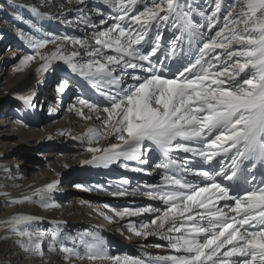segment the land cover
Segmentation results:
<instances>
[{
	"label": "snow or ice",
	"instance_id": "obj_1",
	"mask_svg": "<svg viewBox=\"0 0 264 264\" xmlns=\"http://www.w3.org/2000/svg\"><path fill=\"white\" fill-rule=\"evenodd\" d=\"M103 2L115 13L114 23L95 32L93 44L73 38L74 44L86 49L93 59L82 65L74 63L79 53L66 56L59 47L43 54L40 49L55 43L44 40L35 44V54L23 58L21 66L39 56L42 72L51 61L63 60L111 101L102 109L108 114L102 120L104 132L93 128L88 135L91 142L110 133L122 143L88 147L93 157L83 163L107 167L123 158L143 164L153 149L164 157L157 165L165 170L163 183L148 186L154 190L147 194L166 207L125 208L115 213L120 217L158 213L150 222L141 223L139 229L134 224L128 226L138 237L159 235L175 251L173 255L155 257L152 264H264V176L258 180L254 174L257 165L264 170V0H234L222 19L217 15L221 0H212L211 13L199 11L208 22L206 28L191 20L197 9L188 0H153L151 7L144 0ZM138 4H143L142 10ZM84 23L89 21L85 19ZM104 23L107 21L101 20ZM217 23L221 26L213 32ZM166 26L179 34L164 47L163 59L157 57L154 61L151 57L161 48L160 29ZM193 37H199L195 54L171 77H165L162 73L171 71L169 62L187 55L181 39L191 41ZM145 47L147 52L143 51ZM106 49L116 55H106ZM117 67L121 76L113 75ZM127 69L150 75L129 74L138 83L113 93ZM67 86L64 82L58 91L63 92ZM20 99L31 103L29 97ZM79 103L97 110L86 100ZM180 151L190 156L172 155ZM56 183L37 193L41 201ZM30 200L24 195L9 204ZM219 201L233 203L221 207ZM36 219L17 214L0 221L2 238L17 235L24 251L42 255L41 234L30 227ZM58 239L57 235L51 237L49 251L56 249ZM81 244L83 252L61 247L65 259H86L93 264H145L138 258L109 255L95 236L82 238Z\"/></svg>",
	"mask_w": 264,
	"mask_h": 264
},
{
	"label": "bare ground",
	"instance_id": "obj_2",
	"mask_svg": "<svg viewBox=\"0 0 264 264\" xmlns=\"http://www.w3.org/2000/svg\"><path fill=\"white\" fill-rule=\"evenodd\" d=\"M4 2H7L11 7L13 8V11L11 13H5V8L0 5V12H3L4 14L8 16H13L18 21L17 23H21L20 19L21 16L24 14H33L36 21L45 24L52 23L50 26H53L52 29L57 32H64L67 30V27H70L75 31V35L72 38H69L66 40L58 41L56 43H49L46 45L45 48L40 49V52L43 54H49L52 51H55L57 47H59L61 54L66 56H71L72 52H78L79 55L75 58H73L74 63L83 64L91 59L93 57H89L86 54V49L81 48L79 44L72 45L73 44V38L75 40H81V41H88L89 44H93L94 41L92 40V36L95 32L107 29L114 21L112 20V16L115 15V13L112 11V9L103 2V0H85L83 4L78 3V0H6ZM189 3L192 4L193 8L197 9V11L193 12L191 16V20L194 23H202L205 25V28L207 27V20L201 15H199V11L203 10L206 14L211 13L213 10L214 5L212 4V0H188ZM234 0H221V10L217 14L221 19L223 18L225 11L228 7V5L232 4ZM144 4H147L149 7L152 6L153 0H144ZM138 9L143 8V4L137 5ZM77 9H80V11H77ZM85 12L82 14V12ZM2 13V14H3ZM90 13V15H89ZM93 13H95L93 15ZM103 13V15H101ZM106 13V14H105ZM88 17H85V16ZM87 19L89 23H84V20ZM215 19V18H214ZM101 20H106L107 23L101 24ZM221 25L219 23L216 24V26L212 29L213 32H215ZM65 29V30H64ZM70 29V30H71ZM32 31L35 32V35L37 37V40H42V38H45L46 35L44 29L37 30L33 27L31 28ZM64 30V31H61ZM199 31H205V29H200ZM4 33L0 36V45L3 43V40L8 36V29H4ZM160 32L162 34V40H161V48L157 51L156 56H152V60H156L157 57H160L163 59L162 52L164 51V47L170 46V43L173 41L174 37L179 34V31L177 29H172L170 26L162 27L160 29ZM78 34H81L82 37H76ZM206 35L208 33H205ZM151 35V33H150ZM35 37V38H36ZM3 38V39H2ZM61 40V39H60ZM37 41V42H38ZM36 42V41H35ZM36 42V43H37ZM181 43H183L185 49L187 50V55L182 54L181 57H177L172 59L169 62V67L171 71H165L162 74L165 77H171V75L175 72L176 68L179 66L188 63V58L193 56L196 52L197 47L199 46V37H193L191 41L182 38ZM144 52L148 51V48L145 47L143 49ZM104 53L106 55H116V53L111 52L109 50H104ZM103 62V61H102ZM143 63V62H142ZM179 63V65H178ZM177 64V67H175ZM43 61L40 60L39 56H37L36 59L30 61L26 66H23L20 68V72L16 75H11L9 79L10 87L12 86V93L10 92V96L13 98H19L20 97H29L31 103L25 104L23 99H20V104L23 105V108L26 111V114H32L34 111L38 110L37 106L39 103V100L37 97H33L37 90H40L41 88L47 87L46 86V80L47 78L52 80L54 79V76L56 74L55 69H59L63 66H68L63 60H53L50 62L49 67L45 71H39V69L42 67ZM68 71L65 73H69L70 75L74 76L75 78H78V81L80 83L79 86L83 88L82 96L85 98H88L90 101L89 103L96 105V107L99 105L109 106L111 101L104 95H101L100 92L97 90L95 86L91 83L89 79H86L85 77L80 76L77 72H73L72 69L68 66ZM9 72V71H7ZM55 72V73H54ZM129 74H137L142 77L150 75V73H144L139 69H127L126 74L123 75V78L120 81V84L118 86L113 87V93H115L118 88H127L129 84H136L138 81H133L130 78ZM9 75V74H8ZM115 76H121V71L119 67H117L116 72L113 73ZM45 79V80H44ZM67 82V81H66ZM68 83V82H67ZM71 87V86H70ZM67 87L66 91L64 92V95L61 96L63 99L66 95L72 94L73 89ZM85 89V90H84ZM68 93V94H67ZM9 96V95H8ZM4 97L0 101V105H2L6 100H8L10 97ZM61 103V102H60ZM61 105V104H60ZM36 106V109H35ZM84 106V105H83ZM82 106V107H83ZM41 107V106H38ZM71 108V105L68 106ZM87 107V106H86ZM68 108V109H69ZM3 109V108H2ZM40 109V108H39ZM81 107L78 109L79 115H81ZM89 111V117L94 116V122L97 121V116L102 117L103 111L97 109L96 111H93L89 108H87ZM105 113V112H104ZM107 115V113H105ZM11 116H13L11 114ZM15 117V116H14ZM35 117L33 116L30 118V121L34 120ZM92 118V117H91ZM14 118L9 117V127L11 126L12 121ZM92 120V119H91ZM5 121V120H4ZM70 121V120H69ZM73 121V120H72ZM23 122H27V119H23ZM93 122V121H92ZM4 122L0 124V129L4 127ZM25 124V123H23ZM90 124V123H89ZM91 125V124H90ZM95 124H92L90 128H87L86 134L90 132L91 129L97 128L94 126ZM97 125V124H96ZM28 126V127H27ZM89 127V126H88ZM14 130H21L23 133H29V134H35V137L38 135H41L38 132H33V129L30 128L29 125H26L24 128L22 125L15 124L13 126ZM2 130V129H1ZM69 125L64 130H59V136H63L64 138H70L69 134ZM101 132V131H100ZM103 133V132H102ZM10 134V133H8ZM3 134V135H8ZM47 134V133H46ZM103 136V140H101L100 144L94 147L97 148H105L108 147L110 144H114L111 142V139H113L115 136L108 133ZM53 140V135H50L48 137V140ZM74 139L73 136L69 140ZM66 142H69L65 139ZM122 143L121 141H118L115 144ZM92 147V146H89ZM82 148V146H81ZM88 147H85L87 149ZM157 153V154H156ZM176 153V154H174ZM4 154L3 151H0V157ZM96 155H100V153H96ZM172 155L178 156V157H189V153H183L180 152H173ZM93 157V153L90 152V155H88L86 158H83L82 160V168L79 166L78 170H83L81 172H78L77 175L79 177H84L85 180L79 178L77 180H80V187L77 186L76 188H81V186L87 181L90 182V176L91 174H101L106 172L109 176H116V174H119L117 178L111 179L113 180V188H116L117 191L112 193L111 195L107 194V196L120 198L119 204L122 206L118 207L117 202H109L108 205H97L95 203L90 204L89 200L85 199H77L80 201L81 204L79 207L80 214L73 211L71 208L72 204H68V207L60 206H52L49 208H46L45 210H41L38 207H31L28 205L29 201H25L23 203L19 204H9V201L13 199H19L24 195H28L31 198L33 196H37V193L42 192L47 188L49 184L55 183L62 179V173L66 168V163L63 161L60 163V167H58L57 171L50 173L47 177L30 181L27 184L23 185L22 187H19V189H13V187H10L13 182H19L23 180V177L21 176V173L17 171L15 173V176L7 180V182H3L0 185V201L3 207H0V221L7 220L8 218L17 215V214H23V215H30L33 217H36L40 224H43L47 221L52 222L55 225V230L58 233H61V236L59 237L56 245V249L53 250L51 253L49 251V244L51 243V239L48 237L47 231H40L41 236L39 237L40 240V249L42 251V255L39 254H31L26 251H24L22 245L19 243L20 237L17 235H12L10 239H3V230H0V257L5 258V255H7L12 247H20V250H22V257H21V263L27 262L29 264H93V262L88 260H78L76 258L71 259H65V253L60 250L63 244L65 242L68 243L69 248H74L77 251L83 252V245L81 244V239L74 238L68 239V233H64V229H66L65 223L67 221H76L77 223L84 225V230L86 232V235L88 236H95L98 238L106 248L109 254L108 250V240L110 238V235H112V238H114V242L117 243V245H122L119 249H121V253L116 254L121 257L124 256H130L133 258L141 259L145 262V264H152V261L155 257L159 256H167V255H173L176 254L173 249L171 250H161L160 248H157L158 252H152L149 253L150 255L144 256L139 252L143 250V254L146 249H151L152 242H150V239H156L157 234H152L147 236V238L144 237H138L136 236L132 231L129 230V224H134L136 221L134 220L135 217L142 215H133L128 216L125 215L123 217L117 216L115 213L117 211H122L123 209L127 208L130 210H136V209H142V208H156L151 203H145L144 200L140 202V199L137 197V195H134V192L144 186L147 191L151 192L154 189L148 187L150 185H160L163 183V176L165 174V170L161 167H158L157 165L161 164L162 158L161 153L158 151L149 152L147 154V163H139L135 160H125L123 158H120L117 162L109 164L107 167H104L102 165H96V164H85L83 163L85 160H91ZM155 157H158L159 163L157 161L153 160ZM126 165V166H123ZM68 167V165H67ZM129 169V170H127ZM134 169H142L141 171H135ZM127 170V171H125ZM117 171H120V173H117ZM122 172H124L122 174ZM44 173V172H43ZM105 176H107L105 174ZM12 180V181H11ZM75 179H72L74 181ZM127 181V183H124V181ZM78 182V181H77ZM76 182V183H77ZM56 183V187L58 185ZM72 183L67 184V187H71ZM90 185L93 184V182L88 183ZM75 186V183L73 184ZM56 187L52 190L54 191ZM146 191V192H147ZM48 194L50 192H47ZM46 193V194H47ZM123 193V194H119ZM45 194V195H46ZM143 197H150L153 201H158L157 208H160L163 210V205H165L161 200L154 199L151 196L142 195ZM138 198V199H136ZM142 198V197H140ZM143 199V198H142ZM31 201V200H30ZM232 201H219V205L221 207L231 204ZM57 203V202H56ZM129 205H135V203H138L137 206H134L132 209ZM107 204V202L105 203ZM141 205V206H140ZM124 206V207H123ZM166 206V205H165ZM36 209L37 213H41L39 217L36 216ZM225 211H228V209L225 207ZM148 213V212H144ZM153 214L155 212H152ZM158 214V213H155ZM35 220V221H36ZM120 221V226H116L118 222ZM117 222V223H116ZM36 223L31 224L30 227L32 229L35 228L36 231ZM140 226V225H135ZM116 227V228H115ZM139 229V228H137ZM116 231L123 232L125 234L126 240H124L121 237H119V234H117ZM151 231V229H149ZM37 232V231H36ZM91 234V235H90ZM137 240V241H136ZM162 243L169 244L167 240L161 239ZM150 242V243H149ZM128 243L130 247L128 248ZM138 245V246H137ZM136 248V250L134 249ZM43 249L48 250L47 253H44ZM113 249V247H111ZM110 249V250H111ZM156 249L152 248L151 250ZM139 250V252H138ZM155 251V250H154ZM167 251V252H166ZM166 252V253H165ZM134 253V254H131ZM111 255V254H109ZM115 256V255H113ZM95 264H100L99 261L95 262ZM105 264H109V262H105Z\"/></svg>",
	"mask_w": 264,
	"mask_h": 264
},
{
	"label": "rangeland",
	"instance_id": "obj_3",
	"mask_svg": "<svg viewBox=\"0 0 264 264\" xmlns=\"http://www.w3.org/2000/svg\"><path fill=\"white\" fill-rule=\"evenodd\" d=\"M4 1L6 0H0V5L5 8V13H11L13 11V8L11 7V5ZM2 13L3 12H0V36L4 33V29H8L9 32H7L8 36L0 45V101L8 95V97L10 98L6 100L2 105H0V124L4 122V127L1 128L2 130L0 129V151L4 152V154L0 157V185L3 182H7V180L11 177L13 178L15 176V173L19 171L21 173V176L23 177V180L20 181L21 183L13 182L14 180H11L14 184L10 185V187H13V189H19V187H22L30 181L45 178L50 173L57 171L58 167H60V163L64 161L66 163V168L62 173V179L59 181L56 189L54 191H51L49 194L47 193L45 195L44 201H41L39 195H37L36 197L33 196V198H31V201L28 202L29 206L35 208L38 207L41 210H45L46 208H49L42 206L45 203L60 206L63 207V209H65V207H68V204H72L71 208L78 214L82 213L79 210V207L81 205L79 203L80 201H78L79 199H85L86 201L89 200L90 204L95 203L97 205H108L109 202L115 201L118 203V207L122 206L119 204L121 200L120 198L107 196V194L111 195L112 193L117 191L116 188H113V184L116 183H114L111 179L117 178L119 174H116V176H109L106 172H101L100 175L97 173L91 174L88 177L90 178L89 181L91 183L93 182L92 185L88 184L90 182L86 181L81 186V188H76L77 186L80 187L81 185V181L77 179L81 178L85 180L83 176L76 178L78 177L77 173L83 171L77 169L79 166L82 168L83 158H86L88 155H90V152H88L85 147L97 146L100 144L101 140H103V136H99L96 140L90 142V137L88 134H86L87 128H90L92 124H95L94 126L97 127L96 129L104 132L102 120L108 114L106 115L104 112H101L102 117L100 119H97L96 122H94V116L90 115L89 117V111L87 109L88 107H86V105H81L79 101L83 99L89 102L90 100L82 96V93H80L81 91H83V88L79 86L80 83L78 81V78H75L69 73H65L69 69L68 66H63L59 69H55L56 74L53 75L54 79L50 80L47 78V87H45V89L41 88L40 90L36 91L33 97H37L38 99L41 98L38 103V106L41 107L37 106L38 110L34 111L32 114H26L23 105L20 104L21 100L19 98H13L10 96V92L12 93V86L10 87L9 83L10 76L16 75L18 74V72H20V68L22 67L20 61L23 58L35 54L34 46L38 40L35 32L32 31L31 28L33 27L37 30L44 29L45 34L48 35L45 38H42V40L39 39L38 42L44 40H54L56 43L58 41H62V39L67 41V39L64 38H72L75 35V31L70 27H67V30H61L64 32L59 33L52 29L53 26H50L52 23L44 25L43 23L36 21L33 14L30 13L21 16V23H17L18 20L12 15L8 16ZM84 13L85 12L83 11L82 14ZM94 14L95 13H93V15ZM85 17L88 16L86 15ZM76 37L81 38L82 35L77 33ZM72 45L76 44H74L73 42ZM66 81L68 82L67 87L71 86L70 88H73L69 89L72 90V94L66 95L62 99L61 96L64 95L67 87L63 92H59L58 86L62 85ZM69 105H71V108L68 107ZM80 107L82 108L81 115H79L78 113V109ZM104 107L107 106L98 105L97 109L103 111L102 109ZM11 114L13 116H11ZM32 115L38 117H35L34 120L30 121ZM9 117L14 118L10 127ZM23 119H27V122H23ZM15 124L22 125L24 128L26 127V125H29L30 128L33 129V132L36 131L41 135L35 137V134L23 133L21 130H14L13 126ZM68 125L70 129L69 134L74 138L72 140H69L71 136L68 139L64 138L63 136H59V130H65ZM50 135H53V140H48V137ZM65 139L69 142H66ZM118 141L119 140L116 139V137L111 139V142L113 143H117ZM154 161H157V163H159L158 157H155L153 162ZM117 173H120V171H117ZM123 173L124 172H122V174ZM105 174L107 176H105ZM72 179L75 180L72 181ZM69 183H72L71 187H67V184ZM74 183L75 186L73 185ZM146 191L147 189L142 186L134 192V195H137V197L140 199V202L143 200L144 204H149L152 202L151 204H153L154 207L157 208L158 201H153L150 197L142 196L147 195L149 191ZM140 197H142L143 199ZM106 202L107 204H105ZM137 204L138 203H135V205H129L128 203V206L133 209L134 206H137ZM162 206L163 208L166 207L163 204ZM0 207L4 208V206H2L1 204V201ZM40 215L42 214H36L37 217H39ZM156 215L158 214L142 213V215L134 218V220L136 221L134 225L148 223L151 219L155 218ZM32 223H36L35 226L38 233H40V231L48 232L49 239L47 240H50L53 235H57L58 238L61 236V233H58L54 229L55 225L52 222L47 221L43 224H40L39 221L36 220ZM64 225H66L64 233H68L69 237H74L76 239H91V236L86 235V232L83 229V224L77 223L76 221H67V223H65ZM116 226H120V221ZM136 227L139 228V226ZM116 232L117 234H119V237L122 236L124 240L127 239L123 232ZM108 242L109 254L116 255L121 253V249L119 248L122 245H117V243L114 242V238H112V235H110ZM150 242H152V244H150L151 249H156H146L144 251L146 252V254H143V250H141L140 252L138 250L139 254L141 253L143 257L150 255L149 253L158 252L157 248H160L161 250L172 249L169 244L167 246V244L162 243L159 235H156V239H150ZM63 245V248H69L67 242H65ZM130 245L128 243V248L130 247ZM111 247H113V249H111ZM134 249L136 250V248ZM43 251L44 253H47L48 250L43 249ZM51 252L52 251H50V253ZM21 257L22 250H20V247H12L9 253L5 255V258L0 257V264H29L27 262L21 263Z\"/></svg>",
	"mask_w": 264,
	"mask_h": 264
}]
</instances>
